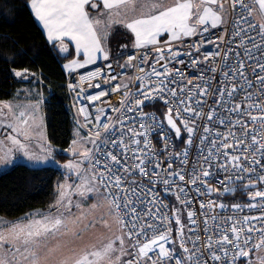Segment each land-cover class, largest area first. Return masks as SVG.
Listing matches in <instances>:
<instances>
[{"label":"snow or ice","instance_id":"snow-or-ice-1","mask_svg":"<svg viewBox=\"0 0 264 264\" xmlns=\"http://www.w3.org/2000/svg\"><path fill=\"white\" fill-rule=\"evenodd\" d=\"M98 2H102L105 11L96 16L90 15L89 10L96 9ZM237 7L240 12L234 21L231 36L239 38V43L236 48L228 47L224 51L223 64L220 66L224 69L221 72L222 79L213 88L217 66L208 69L214 74L211 78L201 74L198 79L202 83H194L179 69L173 74L168 65L173 61L183 64L184 61L178 57L192 55L191 52L181 53L174 50L172 41L202 35L210 28L215 29L226 24L223 16L224 0H31V8L46 30L47 39L50 42L58 41L60 51L66 52L68 49L64 40L67 38L74 42L78 54L83 53V63L73 60L64 65L69 70L95 63L98 53L103 54V58L107 60L108 53L103 44L107 41L111 27L120 24L127 28L134 36L133 46L148 51L139 57L130 56L126 61L124 67L132 65L135 60L139 61L135 67L140 75L135 79L141 82L140 87L137 93L130 94L127 84L115 85L112 91L119 92L122 87L125 91L119 108L110 105L112 111L134 112L141 109L146 100L161 99L169 105L165 114L167 124L180 137L181 128L176 122L179 120L188 133V139L186 148L181 153H174L182 167L168 171L173 166V161L170 160L167 168L162 169L166 178L161 177L156 169H161L162 161L156 158L146 132L127 128L130 135L125 140V120L117 118L116 123H113L112 117H107V122H104L100 114L105 110L97 108L99 114L95 118L96 131L87 139L93 147L84 148L82 152L77 151L76 146L81 142L73 140V155L82 159L64 165L66 169L76 172L79 183L58 185L57 197L46 212L27 214L18 221L0 219V264H200V258L205 253L208 259L220 264H237L241 258L246 264H264V191L257 187L258 184H264V144L261 143L264 140V116L257 117L249 111H242V104L247 102V109L264 112V22L257 23L254 19V14H259L264 20V0H232L233 11ZM165 34L169 40L161 47L159 37ZM217 40L224 42L223 37H217ZM207 42L219 47L216 41L209 39ZM203 43L201 40L192 47L199 52ZM237 48L243 51H237ZM152 52L155 53V58L150 65L151 72H145L140 64H148ZM256 52H259V56ZM230 53L235 54L233 63H229ZM220 55V52L212 56L205 54L203 59L214 60ZM248 61H255V66L248 64ZM191 63L196 65L201 61L192 59ZM246 66L255 74V81L246 73ZM108 67L111 68V65ZM15 75L21 76L23 73L17 71ZM99 75L100 72L96 71L80 79L83 82ZM116 78L110 76L104 82L109 83ZM185 80L186 84L179 86V82ZM169 84H178V88L169 87ZM253 87L258 90L256 100H253V93L250 91ZM69 88L73 89L74 86L70 84ZM238 93L244 94L239 103L235 102ZM107 95L108 91H101L87 99L98 101ZM133 95L142 99L133 100ZM201 98L212 99L207 113L203 111L207 99ZM218 108L221 111L218 112ZM4 109L8 112L5 113ZM38 109L39 104L18 105L15 109L10 104L0 105V127L12 130L5 137L10 142V147L6 150L0 148V161L11 159L14 151L23 152L29 160L39 159L30 154L28 149L39 127ZM79 112L88 121L87 109L81 107ZM173 112L176 119H173ZM229 113L247 115L253 124L259 120V138L255 128H249L239 118L230 119L225 115ZM4 118L10 122L3 123ZM144 118L142 114L141 119ZM202 118L209 122L215 119L227 131H216L210 139L207 134L213 130L204 125V135H201L200 145L197 147L198 159L192 164L189 174L186 172L188 149L193 145V136L198 127L195 121ZM237 125L240 127L239 134L233 130ZM141 127L147 128L151 125L142 124ZM137 137L144 139L141 141ZM4 143V140H0V145ZM167 147L165 145V151ZM41 150L51 155L50 148ZM85 162L89 167L82 170L81 165ZM131 162H135V167H132ZM256 166L261 168L259 173ZM214 168L225 174L224 179L219 181L223 186V193H234L236 188L230 182L233 179L244 181L245 174H248L243 189L247 191L249 200L255 202L245 206L233 204L231 207L234 212L242 211L243 207L250 210L259 208L260 215L238 217L235 214H213L209 217L208 212L202 211L201 214L205 217L204 231L213 233L207 237L202 252L197 247L199 236L194 239L189 237L193 248L187 247L180 209L173 207L172 218L179 226V248L167 247L166 245L176 241L171 238V218L166 213L162 214V210L168 208V205L163 203L160 194L155 191L157 183H162L166 192L174 191L176 199L188 205L191 200L186 198V194L183 197L180 195L185 193V188L178 181H184L188 174L186 183L199 184L201 187L197 191L200 194L219 191L208 186V178L218 174L212 171ZM252 174H255V179ZM137 177H148V184H144L143 179ZM252 189L255 190L251 191ZM73 196L80 199L74 201ZM93 197L95 202L85 206ZM215 207L224 209L227 206L223 203L216 204L215 201L200 203L201 210L212 211ZM187 219L190 224H196L195 212L188 211ZM209 219L213 221L212 225H209ZM226 222L230 225L229 231L223 227ZM113 224L116 226L115 232L112 230ZM188 231L195 232L196 229L188 228ZM213 236L216 248L213 247ZM229 244L231 248L227 247ZM217 250L222 255L217 254ZM204 264H208V260Z\"/></svg>","mask_w":264,"mask_h":264},{"label":"built area","instance_id":"built-area-1","mask_svg":"<svg viewBox=\"0 0 264 264\" xmlns=\"http://www.w3.org/2000/svg\"><path fill=\"white\" fill-rule=\"evenodd\" d=\"M224 9L227 11L226 24L218 26L215 29L210 28L208 32H205L202 35L186 37L183 38L182 41L172 42V47L174 50H178L181 53H188V52L192 53L191 56L181 55L180 57H178V59L184 61L183 64H178L175 61L169 63L168 67L172 69L173 74H175L176 70L179 69L181 72H183L185 77L192 79L194 83H202V81H200L198 78L201 76V74H203L206 78H211L214 74L208 69H210V67L215 65L217 66V72L215 73L216 79L215 81H213L212 87L213 88L217 87V84L222 79L221 72L222 70H224L220 67L223 64L224 51H226L228 47L236 48V45L239 43V38H233L231 36V32L233 30L234 21L240 12V9L237 7L236 10L233 11L232 0H224ZM225 29H227V32L225 31ZM217 37H223L224 42L221 43L219 40H217ZM209 39L216 41V43L219 44V47H217L216 44L208 43L207 41ZM201 40H203L204 43L200 45V51L196 52L195 48L192 46L198 44ZM257 42H259V37L257 38ZM159 46L161 47L164 46V43H160ZM236 50L241 52L243 51L242 49L239 48H237ZM147 51L148 49L131 48L117 56L110 57L107 60H103L91 67L79 71H75L69 74L68 76H66L64 82V88L67 96L66 107L74 127L78 131H80L85 138H88L91 133H94L96 131L95 118L99 114L96 111L97 108H103L105 110L103 114H100L101 120L104 122H107V117H112L113 123H116L117 118H121L125 120V125H124V129L126 133L124 137L125 140H127L128 135H130V133H127V128H135L138 132L145 131L147 138L150 140L151 145L153 146V150L156 154V158L159 161H162L161 169H156V171L160 174L161 177L166 178V174L164 171H162V169L167 168V164L170 160L173 161V166L172 169H169L168 171H175L179 167H182L180 165L179 159L174 155V153H181L186 148V141L188 139V133L184 130L179 120H177L176 122L177 125L181 128V135L179 139H176L174 134L166 126L163 117L159 116L156 112L152 110L153 106L157 104H161L164 107V111L167 113L169 105L165 104L164 101L161 99L146 100L144 104L141 106V109H137L134 112H127V113H125L123 110L120 113L113 112L112 108L110 107V105L117 108L120 107V101L123 99V92L125 91L123 87L119 92L112 91L115 85L127 84L128 85L127 91H129L130 94L137 93L141 82L135 79L137 75H140L135 65L138 64L139 61L138 60L133 61L132 65L128 67H124V65L130 56L139 57L140 55L144 54ZM216 52H220L221 55L215 57L214 60L204 61L203 58L205 54L212 56ZM255 54L259 56V52H256ZM229 55L231 57L229 63H233L235 60V54L230 53ZM154 58H155V53L154 52L150 53L149 63L140 64V67L144 68L145 72H151L150 65L153 62ZM192 59L200 60L201 63L193 65L191 63ZM161 63H163V61ZM248 64L255 66V61H248ZM109 65H111V68L108 67ZM157 68L163 71V69H160L159 65H157ZM245 70L246 73L249 75V77L253 81H255L256 76L254 73H252L251 68H248L246 66ZM96 71L100 72L99 76L91 80L85 79L83 82H81L80 78L82 76L87 77L89 73ZM256 72L257 73L259 72L258 68L256 69ZM110 76H115L117 78L115 80H111L109 83H105L104 82L105 79L109 78ZM70 84L74 86L73 89L69 88ZM97 84H99L100 86L95 87V85ZM184 84H186V80L179 82V86H183ZM169 87L178 88V84H169ZM189 87L191 86L189 85ZM101 91H108L109 95L102 97L101 100L98 101H89L87 99L88 97L94 96ZM250 91L253 93V100H256L258 96L257 88L253 87L252 89H250ZM243 95H244L243 93H238L235 102L237 103L241 102ZM134 99H142V97L133 95V100ZM201 99H207V105H205L203 108L204 113H207L209 111L208 105L212 104V99L211 98H201ZM246 103L247 102H244V104H242V111H249L251 115L257 117L264 116V112H261L258 109H247ZM81 107H85L87 109V112L89 114L88 121H91V123L86 121L84 115L79 112V109ZM217 111L219 112L221 111V109L218 108ZM142 114L145 117L144 119H141ZM172 115H173V119H176L175 112H173ZM225 115H227L230 119L233 120L239 118L243 120L249 128H255L257 130L256 135L259 138L260 135L259 120H257V122L253 124V121L249 119L247 115H239L237 113H229ZM152 117H154V119H152ZM195 123L198 127L193 136V145L188 149L189 157H188V167L186 169V172L189 174L191 173L192 164L198 159L199 154L197 151V147L200 145L201 135H204L203 133L204 125L210 126L213 130L212 133L207 134L210 139L213 137L216 131H220V132L227 131V128L224 125H220L215 119L209 122L206 120V118H202V119H197ZM142 124L151 125V127L142 128L141 127ZM233 130L239 134L240 132L239 125H237V127ZM162 137H167V139H162ZM137 139L143 141L144 137H137ZM230 142H231V138H230ZM261 143L264 144V140H261ZM165 145H168L166 151H165ZM206 146L207 144H205V147ZM141 147H143V144H141ZM117 151H119V149H117ZM229 151L231 152L232 150L229 149ZM131 163H132V167H135V162H131ZM256 168H257V173H259L261 171L260 166H256ZM212 171L218 174L208 178L209 179L208 186L213 189H219V191H213L210 194H200L197 191V188L201 187L199 184L193 185L186 183V181L189 179L188 174L185 175L184 181H178V183L184 186L185 188V193H180V195L183 197L186 194V198L191 200V204L188 205L182 204L180 201H178L176 199V194L174 191L166 192L164 189V185L159 182L157 183L155 191L160 194L163 203L168 205V208L162 210V214L166 213L169 216V218H171L172 220L171 227L173 229L171 238L176 241L174 244L166 245L167 247L169 248L175 247L177 249L179 248V240H177V236L179 235L177 229L179 226L175 224V220L174 218H172L171 209L173 207L180 208L186 214L188 211L195 212L196 224H190L187 219V228L184 234V239L188 241L187 247L193 248L192 242L189 239V237L194 239L196 236H199L200 239L197 242V247L202 252L205 249V243L207 241V237L209 235H213V233L211 232L204 231L205 217L201 214L202 211L208 212L209 217L213 214H219L221 216H231L235 214L238 217H243L246 215H257V216L260 215L261 209L259 208L250 210L247 207H243L242 211L237 210L234 212V210L231 207L233 204H240L242 206H245L249 203L255 202L249 200L247 191L243 189V184L247 182L248 174H245L244 181H235L233 179V182H230L232 186L236 188V191L234 193H223V186L219 184V181L224 179L225 174L215 168L212 169ZM252 175H253V179H255V174ZM137 179H143L144 184H148V177H143V178L137 177ZM257 187L259 188V190L264 191V184H258ZM254 190L255 189H252L251 191ZM201 191H203L202 188ZM209 201H215L216 204L223 203L227 207L224 209L215 207L212 211H209L208 209L201 210L200 203L203 202L207 204ZM153 210H155V207H153ZM208 223L209 225H212L213 221L209 219ZM254 223H257V226H259L258 222L254 221ZM223 227L226 231L230 230V225L227 222L224 223ZM188 228H194L196 229V231L189 232ZM256 235L258 236L259 233H256ZM213 247L216 248L215 236H213ZM227 247L231 248L232 246L229 244L227 245ZM217 254L222 255V253H220L218 250H217ZM205 260H208V264H220V262L212 261L208 259L207 253H205V255L200 258V264H204ZM237 264H246V262L243 258H241L237 262Z\"/></svg>","mask_w":264,"mask_h":264},{"label":"trees","instance_id":"trees-1","mask_svg":"<svg viewBox=\"0 0 264 264\" xmlns=\"http://www.w3.org/2000/svg\"><path fill=\"white\" fill-rule=\"evenodd\" d=\"M30 3L31 0H0V101L11 100L30 83L27 79L38 76L37 86L47 99L43 105L47 140L55 157H63L74 131L66 107V75L62 69L70 56L47 41ZM17 71L23 75L16 76ZM59 176L52 167L11 166L0 174V217L16 220L48 209L55 200Z\"/></svg>","mask_w":264,"mask_h":264},{"label":"rangeland","instance_id":"rangeland-1","mask_svg":"<svg viewBox=\"0 0 264 264\" xmlns=\"http://www.w3.org/2000/svg\"><path fill=\"white\" fill-rule=\"evenodd\" d=\"M30 5H31V3L29 4V6ZM89 11H90V15H93V16L99 15L101 13V11L99 10V4H98V7L96 9H90ZM31 12H33V10ZM255 15L256 14H254L255 20L258 23H260V21H258L256 19V17L258 18L259 14H257L256 17H255ZM34 19H35V21L37 20L36 23L37 22L40 23L39 26H41L40 28L42 29V31L45 34L46 39H47V32L43 28L42 23L36 18V16H34ZM47 41L50 44H54L56 47H60V43L58 41H51L50 42L48 39H47ZM64 43L68 49L66 51V53H67L66 55L70 56V58H68L65 63L70 64L73 60H77L78 62L83 63V53L81 52L78 54L76 52L74 42H70V41H68L67 38H65ZM160 43H164V42H160ZM133 44H134V37L132 36L131 33L128 32L127 28H125L124 26H122L120 24H115L111 27V29L108 33V36H107V41H106V43L103 44V46L105 47V50L108 52V55L114 56L116 53H119V52H122L125 50H129L131 48H135L133 46ZM98 55H100V54L98 53L97 56ZM28 80H30L29 84H27L25 87H23L22 89L17 91V93L14 95V97L11 100L0 101V105L10 104L13 106V109H15L16 106H18V105L19 106H25V105L39 104V109L37 112V117H38L37 123H38L39 127L36 130V134H35L34 138L30 141V143L28 145V149H29L30 154H33V155L39 157V159L29 160L28 157H26L23 154V152L14 151L11 159L0 161V174L7 171L11 166H13L15 164H24L30 168H42V167L56 168L60 174L59 181L56 185V197H57L58 185L64 184V183L75 185V184L79 183V179L77 178L76 172L70 171L69 169H66L64 167V165L70 161H72L73 163H76L82 159L80 156H74L73 155L72 141L73 140H79L81 142L80 145L76 146V150L80 151V152H82L84 150V148H92L93 145L91 143H88L87 142L88 138H85L84 135L74 127L71 144L66 151L62 152L64 154V156L63 157H55L53 150H52L51 146L49 145L48 140H47V136H46V126H45V116H44V111H43V105L47 99L42 95L40 88L37 86L40 83L39 77L33 75V76H31V78L27 79V81ZM152 110L154 112H156L161 117H164V115L166 114V112L164 111V107L161 104H157V105L153 106ZM4 112L7 113L8 110L4 109ZM9 122H10V120H8L6 118L3 119V123L7 124ZM11 131H12L11 128L0 127V140L5 141V143L3 145H0V148H3L6 150L8 147H10V142L5 140V137L8 134H10ZM77 134H79V135H77ZM48 148L51 149V155H47V151L41 150V149L47 150ZM88 167H89V165L87 162H85L81 165L82 170L87 169ZM56 197H55V199H56ZM78 199H80L78 196H73L74 201L78 200ZM93 202H95L94 197L90 198L86 202L85 206H87V204H91ZM48 209L33 211V212L28 213V214H34L37 212H46ZM26 215L19 218V219H16V220H8V219H5L3 217H0V219H3L4 221H18V220L25 218ZM179 215H180L181 223L183 225H185V231H186L187 214L184 213L180 209ZM112 230L114 232L116 231L115 224H113ZM185 231H184V234H185ZM117 234H119V233L117 232ZM251 258L255 259L254 256H252Z\"/></svg>","mask_w":264,"mask_h":264},{"label":"crops","instance_id":"crops-1","mask_svg":"<svg viewBox=\"0 0 264 264\" xmlns=\"http://www.w3.org/2000/svg\"><path fill=\"white\" fill-rule=\"evenodd\" d=\"M98 4H99V10L101 11V13L102 12H104L105 10H104V8H103V4H102V2H98ZM32 8H31V5H30V10H31ZM32 11V10H31ZM34 12H32V14H33ZM35 15L33 14V17H34ZM223 16H224V19L226 20L227 19V11L225 10L224 11V13H223ZM257 16V14L255 15V17ZM256 19L258 20V21H260V23L261 22H264V20H262L261 19V17L258 15V18L256 17ZM37 21V20H36ZM38 23V25L40 24L39 22H37ZM258 23V22H257ZM41 27V26H40ZM128 30V29H127ZM128 32L129 33H131L129 30H128ZM132 34V33H131ZM132 36H133V34H132ZM134 37V36H133ZM186 38V37H185ZM183 39V38H182ZM159 40H160V42H165V41H167V40H169V37H168V35L167 34H165V35H162V36H160L159 37ZM108 53V52H107ZM110 57H113V56H110V55H108V58H110ZM103 60H105L104 58H103V54H100V55H98L97 56V59H96V61H95V63H91V64H88V65H86L85 67H83V68H79V67H77V68H74V69H72V70H69V69H66L65 67H64V65H66V64H68V63H63L62 64V69H63V71H64V73H65V75L66 76H68L69 74H71V73H73V72H75V71H79V70H82V69H86V68H88V67H91V66H93V65H95V64H97V63H99V62H101V61H103Z\"/></svg>","mask_w":264,"mask_h":264},{"label":"water","instance_id":"water-1","mask_svg":"<svg viewBox=\"0 0 264 264\" xmlns=\"http://www.w3.org/2000/svg\"><path fill=\"white\" fill-rule=\"evenodd\" d=\"M163 119H164V122H165L166 126L168 127V129L174 134L175 138H176V139H179L180 137H177L176 134H175V131L172 130V129L170 128V126L167 124V119H166L165 115H164Z\"/></svg>","mask_w":264,"mask_h":264}]
</instances>
